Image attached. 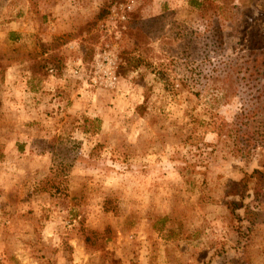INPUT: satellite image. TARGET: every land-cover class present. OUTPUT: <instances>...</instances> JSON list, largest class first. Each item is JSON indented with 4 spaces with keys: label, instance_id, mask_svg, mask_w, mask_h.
Instances as JSON below:
<instances>
[{
    "label": "rangeland",
    "instance_id": "obj_1",
    "mask_svg": "<svg viewBox=\"0 0 264 264\" xmlns=\"http://www.w3.org/2000/svg\"><path fill=\"white\" fill-rule=\"evenodd\" d=\"M198 2L0 0V264H264V0Z\"/></svg>",
    "mask_w": 264,
    "mask_h": 264
},
{
    "label": "trees",
    "instance_id": "obj_2",
    "mask_svg": "<svg viewBox=\"0 0 264 264\" xmlns=\"http://www.w3.org/2000/svg\"><path fill=\"white\" fill-rule=\"evenodd\" d=\"M199 0H191V3L193 5H198ZM135 27L137 25H134ZM134 26H129L128 25V30L126 32L125 37L128 38L129 40H133L135 43H139L141 38H142V32L140 30H134ZM257 54L255 55L254 58H252V61L249 62V68H248V74L245 77L244 83H242L243 87L241 88L243 91L242 95V100L246 99L251 106L254 107V110H261L264 106V88H261L259 86V79L262 76V67H263V62L259 60L258 57H256ZM239 188L242 189V196L245 194L249 193V187L252 186L253 189L252 191L255 194H259L263 192L264 190V171H259L255 169L250 175L246 174L240 182L236 185ZM231 195H237L235 191L231 193ZM226 208L228 209L229 213L231 215H235L236 210L244 209V214H246L247 223L251 224L254 220L255 217H250L251 216V211L249 209V206H243V203H236L235 201H227L226 203ZM250 214V216H249ZM249 216V218L247 217ZM245 219H242L244 221ZM243 222H240L242 224ZM249 227V226H248ZM248 227H241V232L244 234L245 232H242L243 229ZM245 231V230H244Z\"/></svg>",
    "mask_w": 264,
    "mask_h": 264
},
{
    "label": "crops",
    "instance_id": "obj_3",
    "mask_svg": "<svg viewBox=\"0 0 264 264\" xmlns=\"http://www.w3.org/2000/svg\"><path fill=\"white\" fill-rule=\"evenodd\" d=\"M13 33H15V32H13ZM10 68V70H12V71H15L16 69H15V65H14V63L10 66V67H7V70ZM29 79H31V78H29V75L28 76H26L25 77V82L27 83V80H29Z\"/></svg>",
    "mask_w": 264,
    "mask_h": 264
}]
</instances>
